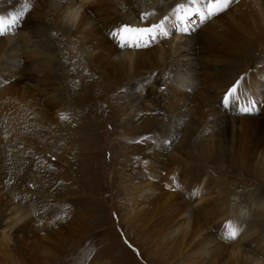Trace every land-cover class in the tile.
Returning a JSON list of instances; mask_svg holds the SVG:
<instances>
[{"label": "rangeland", "instance_id": "obj_1", "mask_svg": "<svg viewBox=\"0 0 264 264\" xmlns=\"http://www.w3.org/2000/svg\"><path fill=\"white\" fill-rule=\"evenodd\" d=\"M72 1L77 0H0V203L8 199L12 202L6 208H26L34 218L12 234L34 238L50 227L66 229L88 220L81 235L68 236L49 262L40 264H264V153L261 145L252 158L245 159L248 152H243L264 133V0H229L226 8L204 19L195 10L206 12L207 0L198 5L151 0L138 18L147 20L145 27L163 21L164 31L149 40L136 31L125 36L119 30L114 36L111 25L102 27L109 43L95 38L94 44L114 57L113 65L104 66L94 62L89 42L69 20ZM182 3L190 8L180 14ZM167 6L178 7L177 17L170 11L163 19ZM112 11L126 20L123 28H145L129 24L122 14L132 11L123 6ZM97 18L92 15L101 22ZM211 50L219 53L218 61H212L214 74L232 69L235 76L222 89L205 91L210 105L204 114V105L192 94ZM130 53L139 55L131 65ZM40 61L47 69L43 78ZM113 69L116 79L110 76ZM30 89L37 95L31 104ZM52 98L59 101V111L51 110L46 123L36 120L37 109ZM243 130L248 131L247 144L238 140ZM152 176L163 179L164 203H183L187 226L196 220L192 235L177 234L178 225L165 222L171 208L138 199ZM207 198L218 218L195 213L201 204L194 205ZM78 204H85L93 218H76ZM169 213L175 215L172 209ZM5 257L6 264L19 262Z\"/></svg>", "mask_w": 264, "mask_h": 264}, {"label": "bare ground", "instance_id": "obj_2", "mask_svg": "<svg viewBox=\"0 0 264 264\" xmlns=\"http://www.w3.org/2000/svg\"><path fill=\"white\" fill-rule=\"evenodd\" d=\"M156 1V0H155ZM159 1V0H158ZM171 1V0H170ZM185 0H177V3L179 2H183ZM188 1V0H187ZM196 5H198V3L200 1H204V0H193ZM73 3L71 4L70 8L71 11H70V18L69 20L70 21H74L75 22V27H76V32L79 33L80 35V38L86 42H89V45H88V49L89 51L91 52V54H94L95 56L92 58L94 59V62H97V60H99L103 66L105 65V63H110L109 65H113V59L114 57H112L110 54L109 55H106L104 53H106L108 50L106 48H96V45L94 44L95 42V38H98V39H101L103 41H109V37H108V34H107V31H106V27L111 25V33H116L120 30L121 33H123L125 35V32L123 31V23L122 22H125L126 20H122L121 17H120V14L118 11H112L113 8H115L116 6H123L125 9H127L128 12H130L129 14H122L126 19H128L130 21L129 24H134L135 23H139L138 25L136 26H140V27H145V22H147V20L145 21L143 18L142 20L140 21V19L138 18L139 15L141 13H145V9H150V4H151V0H77V1H72ZM189 2V1H188ZM157 3V2H156ZM176 3V4H177ZM244 3V2H243ZM247 3V2H246ZM167 4V3H166ZM170 4V2H169ZM77 5V6H76ZM200 7L202 4H199ZM248 6V5H247ZM251 6V5H250ZM154 7V6H153ZM168 7V6H167ZM166 7V8H167ZM189 6L186 4V3H182L180 5V14H181V11L183 9H187L189 10ZM58 10V9H57ZM115 10V9H114ZM166 10V9H165ZM164 10V11H165ZM172 11L173 15L176 16V14L178 13V7L177 6H169L167 8V11L163 17V19L168 15V12ZM236 11V10H234ZM230 13V12H229ZM235 13V12H234ZM233 13V15H234ZM178 15V18L181 16V15ZM10 15V14H9ZM92 15L98 17L97 19H100L101 22H97V20H94L92 19ZM100 15V16H99ZM225 15V14H224ZM102 16V17H101ZM219 16V15H218ZM226 16V15H225ZM16 17V16H15ZM157 17V16H156ZM177 17V16H176ZM222 17V16H221ZM123 18V17H122ZM171 19H173V16L171 17ZM225 19V17H224ZM229 19V18H228ZM259 19V18H258ZM156 20V19H154ZM67 21V20H66ZM128 21V22H129ZM218 21V20H217ZM119 24V25H117ZM149 24V23H148ZM151 24H152V21H151ZM210 24V22H209ZM232 24V22L230 23ZM122 25V26H121ZM120 26L122 28H120ZM215 26V25H214ZM102 27L106 28L105 30L102 29ZM202 28V27H201ZM210 29V28H209ZM220 30V29H219ZM223 30V29H222ZM241 31L237 32L236 34L239 35ZM206 33V32H205ZM248 33V32H247ZM251 33V32H250ZM214 34V33H213ZM202 35V34H200ZM208 35V34H207ZM249 35V34H248ZM24 36V35H23ZM126 36V35H125ZM204 37V36H203ZM255 37V36H254ZM183 38V37H182ZM202 38V37H201ZM27 39V38H26ZM206 39V37H205ZM217 39V38H215ZM126 40H127V37H126ZM184 40V39H183ZM187 40V39H186ZM210 40V39H209ZM221 40V39H220ZM254 40V39H253ZM12 41V40H11ZM192 41V40H190ZM194 41V40H193ZM212 41V40H211ZM13 42V41H12ZM169 42V41H168ZM178 42H181V45L184 44L185 46V43L182 41V39L178 40ZM203 42V41H202ZM216 42V41H215ZM218 42V41H217ZM109 43V42H108ZM167 43V42H166ZM174 43V42H173ZM176 43V42H175ZM81 44V43H80ZM135 44V42H134ZM165 44V43H164ZM192 43H187V45H191ZM202 44V43H201ZM135 45H138V44H135ZM133 46V48L137 47V46ZM163 45V44H162ZM167 45V44H166ZM173 45V44H172ZM178 45V44H177ZM186 45V46H187ZM52 46V45H51ZM112 46V45H111ZM158 46V44L155 45V47ZM165 46V45H164ZM115 47V46H114ZM177 47V46H175ZM239 47V46H238ZM170 48V47H169ZM114 49V48H113ZM159 49V48H158ZM169 50V49H168ZM238 52H242L243 51V48H237L236 49ZM109 51L112 52V53H116V50H112L111 48H109ZM132 51V50H131ZM149 51V50H148ZM161 52V50H159ZM166 51V50H164ZM232 51V50H231ZM205 52V51H204ZM203 52V53H204ZM210 53V55L208 54V59L209 61L207 63H204L207 65V67L203 68V71H202V77L203 79L201 81H198V82H195V84L198 83V91L197 92H194L193 95V98H196L194 101H197L198 104H203L204 107L202 108L203 109V113L205 114L208 109V104L207 102L205 101V91L207 92V90L209 88H218V89H222V86H226L227 84H230L233 79H234V73L232 72L233 70L232 69H228L227 71H223V72H218L217 74H214L213 72V64H212V61H215L217 62L218 61V56L219 53L218 51L216 52V50H211V51H208ZM138 53V52H137ZM137 53H130L128 55H126V59L127 61L130 60V65H131V62L135 61V58L139 57V55L133 57L134 55H136ZM152 53V52H151ZM228 53V52H227ZM41 54V53H40ZM149 54V53H148ZM155 54V53H154ZM164 54V53H163ZM193 54V53H192ZM207 54V53H206ZM113 55V54H112ZM144 56V55H143ZM193 56V55H192ZM197 56V55H196ZM206 56V55H205ZM145 57V56H144ZM150 57V56H149ZM148 57V58H149ZM220 57V56H219ZM120 59V58H119ZM121 60V59H120ZM132 60V61H131ZM201 61V60H200ZM247 61V60H246ZM44 62V61H43ZM43 62L40 61L38 64L40 65V69L43 70L42 73H44V71H47V69L45 67H43ZM119 62V61H118ZM184 62V61H183ZM202 62V61H201ZM245 62V61H244ZM126 63V62H125ZM129 63V62H128ZM185 63V62H184ZM189 64V63H188ZM199 64V63H198ZM118 65V64H117ZM186 65V64H185ZM193 65V64H192ZM191 65V66H192ZM122 66V65H121ZM125 66V65H124ZM202 66V65H200ZM186 67V66H185ZM203 67V66H202ZM215 67V66H214ZM240 67V66H239ZM30 70H32L34 67L32 65H30L28 67ZM93 69V68H92ZM115 69H118V68H115ZM115 69H113L111 72V75L109 73L110 76H112L116 71ZM186 69V68H185ZM188 69V67H187ZM260 69L262 71H264V67H260ZM104 71V70H103ZM187 72V70H185ZM189 71V70H188ZM191 71V70H190ZM189 71V72H190ZM249 71V70H248ZM188 73V72H187ZM192 73V72H191ZM264 73V72H263ZM47 74L44 73L42 78ZM240 74V73H239ZM103 75V74H102ZM117 74H115L116 76ZM118 75H123L122 71L119 70L118 72ZM195 75V74H193ZM197 76V75H196ZM192 77V76H190ZM41 78V80H42ZM109 78V77H108ZM112 79H116L114 76L111 77ZM193 78V77H192ZM195 79V78H194ZM53 80V78H52ZM225 83H223V82ZM253 81V80H252ZM235 82V81H234ZM56 83V82H55ZM258 85V84H257ZM32 86V85H31ZM108 86V85H107ZM233 86V85H232ZM231 86V87H232ZM33 87V86H32ZM193 89V88H192ZM196 89V88H194ZM217 89V90H218ZM216 90V91H217ZM41 93V92H40ZM223 93V92H222ZM182 95V93H180ZM184 94V93H183ZM212 95V94H211ZM37 96L36 94H33V92L29 91V104H31L32 102H34L37 98L35 97ZM216 96V95H215ZM200 98V99H199ZM217 98V97H216ZM59 99V98H58ZM46 100V99H45ZM44 100V101H45ZM190 100V99H189ZM43 101V102H44ZM59 104V101H57V99L53 100L52 99H49V101L44 104V106L40 109H37L39 110L38 114H37V119L36 120H40L41 122H44L46 123L47 121H49V119H51V117L49 116V112L51 110L53 111H57L60 106L58 105ZM212 104V102H211ZM210 105V104H209ZM198 109L197 110V114L199 116V114L202 112V110L200 108H196ZM214 109V108H213ZM3 111V110H2ZM25 111V110H24ZM59 111V110H58ZM201 111V112H200ZM200 112V113H199ZM202 113V114H203ZM34 114V113H33ZM145 114V113H144ZM147 114V113H146ZM201 114V115H202ZM14 117V116H13ZM36 117V116H35ZM149 118V117H147ZM264 118V117H263ZM57 119V117H56ZM238 119V118H236ZM10 121V120H9ZM200 121V120H199ZM253 123V122H252ZM11 124V123H10ZM42 124V123H41ZM44 125V124H42ZM41 125V126H42ZM261 126V125H260ZM253 130V129H252ZM253 132V131H252ZM251 132V133H252ZM255 132V131H254ZM261 133V132H260ZM241 137L240 139H238L240 142L242 143H245L247 144V140H246V137L248 136V131L247 130H243L241 132ZM224 137V136H223ZM23 138V137H22ZM225 138V137H224ZM235 145V144H234ZM262 146V152L264 153V133L262 134V137L260 139V141L258 143H256L253 147H251V144H249L247 146V149L243 152H248V154L246 155V158L245 159H249V158H252L255 156L256 152H257V149H259V147L261 148ZM244 148V147H243ZM260 151V150H259ZM1 152V151H0ZM242 152V153H243ZM1 154V153H0ZM159 157V156H158ZM130 159V158H129ZM263 165H264V161L262 162ZM125 169V168H124ZM11 170V169H10ZM154 170V169H153ZM157 172V171H156ZM133 173V172H132ZM162 173V172H161ZM146 174V173H145ZM159 174V173H158ZM155 175V174H154ZM157 176V175H156ZM159 176V175H158ZM142 178V177H141ZM134 179V178H133ZM150 180H148V182L146 183V187L147 189H145L142 193H139L138 192V199L141 201L142 204L144 203H154V204H159V206L157 207H160L162 210L163 209H166V211L168 210V208H171L173 211H174V214L175 215H172L171 213V209L168 210V213H165V215H167L166 217V221L165 222H168V223H174L173 227H177L176 230H179L178 232H176L177 234H180V230H183L184 231V234L185 235H192L193 234V229L191 230L190 227H194V226H197V222L196 220H192L193 221V225L191 226H187V223L189 224V221L187 220L188 216L185 218L184 216L182 217V213L183 211H187V208L186 206L182 203L180 204L179 202L176 201V203L178 204V206H176L174 203H171V201L168 199L165 203H164V200H163V190L165 191L164 189V185L162 183V180L160 178H156L154 176H152L151 178H149ZM167 179V178H166ZM170 179V178H169ZM173 179V178H172ZM129 180V179H128ZM141 180V179H140ZM132 180H130L131 182ZM134 181V180H133ZM169 181V180H168ZM141 182V181H140ZM143 184V182H141ZM166 183V182H164ZM171 183V182H170ZM141 184V185H142ZM140 185V184H139ZM163 187H162V186ZM174 186V185H173ZM173 186L172 189L174 188ZM143 187V186H142ZM144 188V187H143ZM136 189V188H134ZM133 189V190H134ZM0 190H3L0 188ZM130 190V189H128ZM133 190H130L129 192H134ZM138 190V189H137ZM170 190V189H169ZM167 192V191H166ZM169 192V191H168ZM165 193V192H164ZM173 192H171L172 194ZM175 194V193H174ZM5 195V194H4ZM170 195V194H169ZM136 196V197H137ZM107 198V197H106ZM173 198H174V195H173ZM131 199V198H130ZM175 200H177L176 198H174ZM132 200V199H131ZM166 200V199H165ZM5 202H3V200L1 201L0 203V264H6L8 261L5 257V255H8L11 257H14V259H19V262H13L15 264H36V262H39L38 264H40V261H44L46 263L49 262V260L53 257V255L55 254L57 248L60 249L59 247L61 246V244L64 242V241H68V236H69V239L71 236L73 235H81V230L79 229H82L83 230V227L84 228H87L88 226H90V224L86 223L88 220H86L84 218V220L80 221L78 224L76 223L77 220L76 218H82L86 215H91V217L95 214L89 212V209L85 207V204H78V207L81 208V212H78L77 215H76V218H75V222L74 224H77V225H74L73 227H68V228H51L48 231V233H46L44 236H37V237H34V238H30V237H18V235L16 234H12L13 231L17 230L18 232L20 231H23L24 227L28 226V225H31L33 224L34 222V218H30L28 217V211L26 210V208L24 209H21L20 207H16L14 210H20V214L17 213V212H14L12 209L9 210V206L8 208H6L4 205L8 202H10L8 199H5L4 200ZM87 201V200H86ZM106 201V200H105ZM138 201V202H140ZM200 201V200H198ZM12 202V201H11ZM10 202V203H11ZM213 200H210L207 198V201L205 200L202 204L201 202H197V204H195V208L198 206V205H203L201 207L198 206L199 208H194L195 209V213L196 212H201L203 211L205 217L207 216L208 219L211 217V216H219V214L217 215V213L215 211H213L211 209V206H213ZM106 202H104V206L106 208H108V206L105 204ZM124 203H126L124 206L126 207L128 204L127 202L125 201ZM135 203V202H134ZM14 204V203H13ZM130 204V203H129ZM142 204L138 205L142 207ZM7 205V204H6ZM15 205V204H14ZM134 205V204H133ZM188 205V204H187ZM230 205V204H229ZM150 206V205H149ZM178 208L179 209H176L175 208ZM12 207V206H11ZM10 207V208H11ZM14 207V206H13ZM77 207V208H78ZM168 207V208H167ZM201 207V208H200ZM140 208V207H139ZM143 208V207H142ZM135 209V208H134ZM133 209V210H134ZM193 209V210H194ZM94 213H95V209H91ZM115 211H118L117 209ZM228 211V209H227ZM8 212V213H7ZM115 213V212H114ZM173 213V212H172ZM224 213V212H223ZM226 213V211H225ZM187 214V213H186ZM185 213L183 215H186ZM213 214V215H212ZM215 214V215H214ZM222 214V213H221ZM164 215V214H163ZM70 217V215L68 216ZM89 217V218H91ZM99 217V216H98ZM226 217V216H225ZM93 218V217H92ZM24 219H26L25 221H23ZM45 219V218H44ZM189 219V218H188ZM191 219V218H190ZM69 220V219H68ZM80 220V219H79ZM86 220V221H85ZM67 221V220H66ZM108 221H110L108 219ZM198 221V220H197ZM42 222V221H41ZM45 222V221H44ZM40 223V222H38ZM73 223V221H72ZM18 225V226H17ZM17 226V229H15L14 227ZM47 226V225H46ZM53 226V225H52ZM36 227V226H35ZM42 227V226H41ZM91 228V227H90ZM195 228V227H194ZM89 229V228H88ZM36 230V229H35ZM40 232V228L38 229ZM67 232H66V231ZM25 231V230H24ZM29 231V230H28ZM45 231V232H47ZM162 231V230H161ZM16 232V231H15ZM17 232V233H18ZM31 232V231H30ZM37 232V231H36ZM39 232V233H40ZM25 233H28V232H25ZM85 233V231H84ZM87 233V232H86ZM19 234V233H18ZM42 234V233H41ZM23 235V234H22ZM29 235V234H28ZM31 235V234H30ZM184 235V236H185ZM211 235V234H210ZM36 236V235H35ZM164 236V235H163ZM172 236V235H171ZM209 236V235H208ZM174 237V236H173ZM210 237V236H209ZM261 237V236H260ZM66 239V240H65ZM170 239V238H169ZM174 239V238H173ZM172 239V240H173ZM248 239V238H247ZM253 239V238H252ZM258 239V238H257ZM75 240V239H74ZM256 240V238H255ZM252 241V240H251ZM74 242V241H73ZM252 244V243H251ZM26 250H29L28 252ZM200 251V250H199ZM26 252L29 253V258L26 257ZM206 253V252H205ZM237 254L238 252H234V256L233 257H237ZM57 255V254H56ZM208 258H211L210 256ZM30 261V262H27V261ZM48 260V261H47ZM43 262V263H44ZM12 264V263H11Z\"/></svg>", "mask_w": 264, "mask_h": 264}, {"label": "snow or ice", "instance_id": "obj_3", "mask_svg": "<svg viewBox=\"0 0 264 264\" xmlns=\"http://www.w3.org/2000/svg\"><path fill=\"white\" fill-rule=\"evenodd\" d=\"M229 4V0H207L206 3V8L207 11L204 12L203 10H201L200 8H197L195 10V13H198L201 15V18H207L210 17L212 15H215L216 13L222 11L224 8H226ZM22 14V13H21ZM184 18V17H182ZM17 17H12V22L15 23L16 22ZM4 29V22H3V18H0V34H2ZM124 32H129V31H136L137 33L141 34V36L146 37L147 39H151L153 38L154 34L159 31V32H163L164 31V27H163V21H161V23L159 24H152L149 27H145V28H139V29H130L127 25L124 27L123 29ZM184 31H187V29H184ZM114 36L117 35L116 33L113 34ZM239 84V81H237L232 88H230L228 90V92L226 93L225 97H224V102L225 104H228L229 102V97L232 96V94L236 91V88ZM251 109H244V111H250ZM147 163V162H145ZM237 235V229L236 228H232L230 231V236L231 238H235Z\"/></svg>", "mask_w": 264, "mask_h": 264}]
</instances>
